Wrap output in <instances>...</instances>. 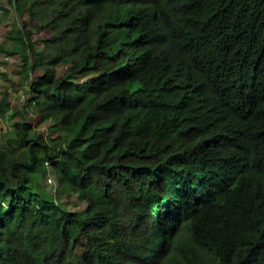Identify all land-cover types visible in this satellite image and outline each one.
Here are the masks:
<instances>
[{
    "label": "trees",
    "instance_id": "16d2710c",
    "mask_svg": "<svg viewBox=\"0 0 264 264\" xmlns=\"http://www.w3.org/2000/svg\"><path fill=\"white\" fill-rule=\"evenodd\" d=\"M7 3L0 264H264V0Z\"/></svg>",
    "mask_w": 264,
    "mask_h": 264
},
{
    "label": "rangeland",
    "instance_id": "374dc122",
    "mask_svg": "<svg viewBox=\"0 0 264 264\" xmlns=\"http://www.w3.org/2000/svg\"><path fill=\"white\" fill-rule=\"evenodd\" d=\"M1 7L4 11H0V54L7 51L10 56V60L7 63L5 85L8 89H14L15 87L19 89L23 84H25L28 74L23 70L22 58L19 53L21 44L18 38V21L14 17L16 14H14L12 10L13 7L8 6L7 0H0V8ZM61 72L62 69L59 68V74ZM73 78L79 81H84L88 79V76L86 77L85 75L77 74L73 75ZM16 92H14V97L20 99V97L16 95ZM18 104L19 106H22L21 100L18 101ZM11 117L12 116L9 115L4 118H0V143L3 141V134L10 128ZM30 119H34L36 122L37 115L35 112L31 113ZM48 124V122H36L34 125L36 128L41 129L45 132V134H47L48 131L46 130V126H48ZM55 128L56 127H54V129ZM47 174L43 176L40 174L37 175L40 183L38 190L46 193V198L51 199L54 192L52 187L47 182ZM55 180L58 186L57 177H55ZM58 194L60 198L59 201L63 207L70 210L83 209L84 202H82L74 192L66 189L65 187H60V189H58Z\"/></svg>",
    "mask_w": 264,
    "mask_h": 264
},
{
    "label": "built area",
    "instance_id": "2783aa9c",
    "mask_svg": "<svg viewBox=\"0 0 264 264\" xmlns=\"http://www.w3.org/2000/svg\"><path fill=\"white\" fill-rule=\"evenodd\" d=\"M13 11H14V9H13ZM14 13H15V11H14ZM8 59H9L8 55H4L3 58L0 59V97L2 95L3 86H4L3 72L6 70V63H7ZM31 82H32V76H30L26 80L25 84H23L18 90V96L20 97V100L22 102V106H26L27 105V99H28V96H29L28 93H29V90L31 89ZM47 181H48L49 184H53V186L57 185L56 180H55L54 176L51 173L48 174Z\"/></svg>",
    "mask_w": 264,
    "mask_h": 264
},
{
    "label": "crops",
    "instance_id": "0c3cea01",
    "mask_svg": "<svg viewBox=\"0 0 264 264\" xmlns=\"http://www.w3.org/2000/svg\"><path fill=\"white\" fill-rule=\"evenodd\" d=\"M13 10V9H12ZM1 11H2V9H1ZM14 12V11H13ZM15 14V13H14ZM15 16V15H14ZM4 55H7V54H0V59H2L3 58V56ZM9 60H10V56H9V59H8V61H7V63L9 62ZM7 63H6V70H5V72L7 71ZM4 83H5V78H4ZM16 95H18V92H17V94Z\"/></svg>",
    "mask_w": 264,
    "mask_h": 264
}]
</instances>
